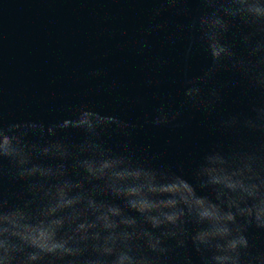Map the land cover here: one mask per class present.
I'll return each instance as SVG.
<instances>
[{
	"label": "clouds",
	"instance_id": "9594fccd",
	"mask_svg": "<svg viewBox=\"0 0 264 264\" xmlns=\"http://www.w3.org/2000/svg\"><path fill=\"white\" fill-rule=\"evenodd\" d=\"M156 2L153 19L169 9L187 11L177 5L188 0ZM199 3L201 14L180 27L194 33L186 55L200 45L211 62L201 75H185L181 108L212 116L222 90L207 85L221 70L233 73L262 96L215 126L237 136L236 144L211 147L189 178L182 165L157 163L162 154L142 159L131 151L141 125L87 105L47 129L36 121L0 120V178L23 182L16 205L0 189V237L19 241L0 239V264H195L189 249L199 264H264V251L248 235L253 227L264 231V143L242 138L244 132L264 138V0ZM164 27L157 23L149 31ZM181 116L161 103L144 122L179 127ZM69 129L82 131L83 140L29 139ZM109 132L125 140L110 145ZM42 158L59 163H38Z\"/></svg>",
	"mask_w": 264,
	"mask_h": 264
}]
</instances>
